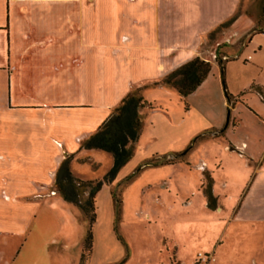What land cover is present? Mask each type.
<instances>
[{
    "label": "crops",
    "instance_id": "crops-1",
    "mask_svg": "<svg viewBox=\"0 0 264 264\" xmlns=\"http://www.w3.org/2000/svg\"><path fill=\"white\" fill-rule=\"evenodd\" d=\"M241 2L0 0V218L6 221L0 225V264H13L19 255L31 204L48 187L58 192L62 162L89 152L85 142L133 88L152 87L199 57L203 41ZM232 104L233 111L242 103ZM248 110L261 128L240 134L243 123L231 112L228 125L198 137L214 131L215 139L226 140V151L244 160L249 174L231 218L254 224L264 223V114ZM189 151L174 153L177 161L170 165ZM200 166L211 168L205 161ZM208 189L218 208L210 175L206 198Z\"/></svg>",
    "mask_w": 264,
    "mask_h": 264
},
{
    "label": "rangeland",
    "instance_id": "rangeland-1",
    "mask_svg": "<svg viewBox=\"0 0 264 264\" xmlns=\"http://www.w3.org/2000/svg\"><path fill=\"white\" fill-rule=\"evenodd\" d=\"M236 14L230 31L217 28L199 48L213 69L187 102L170 87L144 90L153 109L140 113L143 128L125 166L115 173L113 155L90 148L62 162L75 178L93 182L86 191L78 187L81 198L100 183L94 217L58 187H48L31 204L13 264H264V223L231 218L249 170L226 151V140L215 139L211 130L180 163H164L176 162L174 153L187 151L204 130L224 128L229 111L243 123L240 134L261 128L248 106L264 114V97L255 86H264V0H242ZM229 97L242 104L232 111ZM204 161L210 169L199 167ZM209 175L220 194L218 208L204 194ZM201 254L206 257L199 261Z\"/></svg>",
    "mask_w": 264,
    "mask_h": 264
},
{
    "label": "trees",
    "instance_id": "trees-1",
    "mask_svg": "<svg viewBox=\"0 0 264 264\" xmlns=\"http://www.w3.org/2000/svg\"><path fill=\"white\" fill-rule=\"evenodd\" d=\"M237 19L238 15L235 14L228 21L221 24L218 29L229 28ZM223 65L221 62L222 67ZM212 69L210 62L196 57L150 86L173 88L187 102V98L209 77ZM148 87L149 85H144L133 88L120 105L114 109L112 115L99 127L97 132L85 142L84 146L88 149H99L113 155L115 173L125 166L134 154L135 145L143 128V121L140 116L142 109L147 106L152 108V104L147 101L143 94V91ZM258 92L264 97L263 91ZM228 103H232L230 97L228 98ZM200 138L201 136L192 141L188 149L192 148L194 143ZM164 163L172 164L174 161H165ZM93 185V182L75 178L68 166L65 163L62 164L57 175L56 186L68 200L80 206L91 217H94L96 209L94 197L95 192L100 188V183L97 184L96 190L92 191L87 198H81L78 187L86 191L88 188L94 187ZM206 194L210 205L217 208V200L213 197L211 190L208 189Z\"/></svg>",
    "mask_w": 264,
    "mask_h": 264
},
{
    "label": "water",
    "instance_id": "water-1",
    "mask_svg": "<svg viewBox=\"0 0 264 264\" xmlns=\"http://www.w3.org/2000/svg\"><path fill=\"white\" fill-rule=\"evenodd\" d=\"M230 117H231V112L229 111V113H228V119H227V125L229 124Z\"/></svg>",
    "mask_w": 264,
    "mask_h": 264
},
{
    "label": "built area",
    "instance_id": "built-area-1",
    "mask_svg": "<svg viewBox=\"0 0 264 264\" xmlns=\"http://www.w3.org/2000/svg\"><path fill=\"white\" fill-rule=\"evenodd\" d=\"M206 256L204 254L200 255L199 261L203 260ZM208 258V257H207Z\"/></svg>",
    "mask_w": 264,
    "mask_h": 264
}]
</instances>
